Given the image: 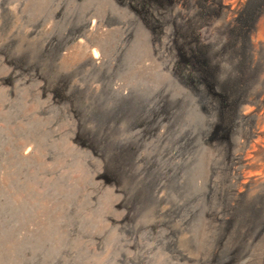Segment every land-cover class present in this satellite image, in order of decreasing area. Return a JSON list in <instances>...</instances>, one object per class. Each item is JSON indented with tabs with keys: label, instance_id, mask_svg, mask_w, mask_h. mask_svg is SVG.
Listing matches in <instances>:
<instances>
[{
	"label": "rangeland",
	"instance_id": "1",
	"mask_svg": "<svg viewBox=\"0 0 264 264\" xmlns=\"http://www.w3.org/2000/svg\"><path fill=\"white\" fill-rule=\"evenodd\" d=\"M152 1L0 0V264H264L221 13Z\"/></svg>",
	"mask_w": 264,
	"mask_h": 264
},
{
	"label": "bare ground",
	"instance_id": "2",
	"mask_svg": "<svg viewBox=\"0 0 264 264\" xmlns=\"http://www.w3.org/2000/svg\"><path fill=\"white\" fill-rule=\"evenodd\" d=\"M153 1L159 5V0ZM178 1L182 4L186 0ZM207 6L221 13L220 24L226 35L217 52L209 56L216 70L209 71L208 77L214 80L219 91L230 97L236 113L246 95L251 96L249 114L264 121V0H208ZM92 57L99 58L95 53ZM244 68L248 71L242 74ZM234 116L237 119V115ZM263 131L264 124L261 129L251 130L247 138L257 140H253L249 151L243 153L242 150L235 157V165L243 169L250 167L249 155H256L262 148L260 145L264 146ZM260 172L259 175L264 176V165Z\"/></svg>",
	"mask_w": 264,
	"mask_h": 264
}]
</instances>
